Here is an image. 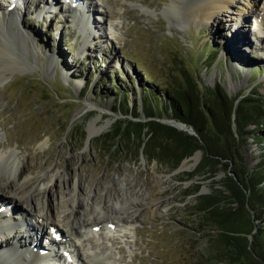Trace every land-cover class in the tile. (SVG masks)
I'll return each mask as SVG.
<instances>
[{
  "label": "rangeland",
  "instance_id": "obj_1",
  "mask_svg": "<svg viewBox=\"0 0 264 264\" xmlns=\"http://www.w3.org/2000/svg\"><path fill=\"white\" fill-rule=\"evenodd\" d=\"M263 1L257 3L259 9L261 3L264 8ZM167 2L106 0L98 10L97 0H93L91 17L95 22L89 25L101 26L89 32L90 38L82 33L80 24L89 21L87 12L78 17L77 24L69 13L74 8L82 12L75 2L20 0L17 10L13 3L11 14L16 10L17 23L3 26L2 31L14 55L13 64L29 68L14 66L16 69L6 74L7 80L0 82V151L17 149L39 209L49 198L52 201L44 192L52 189L66 195L75 184H79L76 196L84 200L83 205L87 200L89 208L96 207V213L115 208L126 199L138 200L136 224L105 254L100 251L104 257H116L119 264H219L205 261L211 256L207 235L216 233L213 228H204L202 216L195 214L194 189L207 190L200 196L212 195L220 190L224 172L212 178L189 179L186 175L198 168L181 171L189 161L175 173L148 161L135 144L129 151L118 146L109 154L97 142L119 120L132 119L130 113L121 116L116 106L119 100L126 102L128 111L137 109L138 113L140 94L153 90L149 84L156 85V94L162 96L161 85L172 75L180 77L182 70L200 65L204 53L212 54L206 61L216 60L218 68L199 69L201 87L212 89L217 83L232 98L250 94L264 101V23L259 35L253 17L245 26L234 9H229L222 12L221 24H190L184 17L165 11ZM105 7L109 19L98 22ZM94 121L96 128L105 129L88 145V129ZM247 129L252 134L240 140V153L250 170L261 166L264 171V131L259 128L255 133L252 126ZM51 171L56 179L50 180ZM8 177L0 172L3 185L15 186ZM7 206L11 209L15 203ZM20 224L16 223L18 229ZM31 224L36 228L41 225Z\"/></svg>",
  "mask_w": 264,
  "mask_h": 264
},
{
  "label": "trees",
  "instance_id": "obj_2",
  "mask_svg": "<svg viewBox=\"0 0 264 264\" xmlns=\"http://www.w3.org/2000/svg\"><path fill=\"white\" fill-rule=\"evenodd\" d=\"M204 54L200 65H193L190 72L182 70L180 77L174 74L168 78L161 85L162 96L156 94L158 88L153 84H149L153 90H142L145 93L140 94L142 107L138 113L137 109L128 111L126 102L122 104L119 100L116 106L121 116L130 113L132 119L119 120L97 142L109 154L118 146L129 151L135 144L148 161L173 171L184 159L202 151L200 165L187 178H212L221 171L225 174L219 183L220 190L197 197L194 207L195 214L202 216L204 228H213L216 233L212 237L207 235L211 238L208 239L211 256L205 261L264 264V171L261 166L250 170L240 153V140L252 134L247 128L254 127L255 133L259 128L264 131V101L247 94L241 95L243 98L239 97L235 104L217 83L212 89L201 90L195 84L194 89L192 79L203 84L199 69L218 68L216 60L210 64L206 61L212 54ZM88 87L89 83L83 90L84 96ZM164 118L192 127L197 137L157 121ZM198 190L199 186H195L194 191Z\"/></svg>",
  "mask_w": 264,
  "mask_h": 264
},
{
  "label": "bare ground",
  "instance_id": "obj_3",
  "mask_svg": "<svg viewBox=\"0 0 264 264\" xmlns=\"http://www.w3.org/2000/svg\"><path fill=\"white\" fill-rule=\"evenodd\" d=\"M1 1L0 82L3 83L7 80L6 74L13 72L12 68L16 69L20 66L18 63L13 64L12 56L14 55L8 49L7 39L4 37L5 33L2 31L3 26L17 23L14 13H16L19 7L20 0ZM67 1L69 3L75 2L78 6L82 7V12L80 13L75 8L69 10L71 16L77 21L76 24L78 23V17L87 12L89 21L87 19L88 22L82 21L80 24L84 29L82 33L88 36L87 38H90L89 32H94L96 28H100L101 26L100 23H94L92 27L89 25V23L95 22L93 15L91 17L93 13L91 12L93 7L89 3L91 0H78L79 2H76V0ZM240 1L187 0L183 6L184 0H168L165 11L174 13L181 18L184 17L190 24L199 21L200 25H209L216 22L217 24H221L223 21L220 18L222 12L234 9L233 13H235L237 19L239 18L245 23V26H247L248 19L253 17L255 20L254 29L259 32V35H262L260 31L264 23V8L262 7V3L261 9H259V6H257L259 0H247L249 3L245 5L240 4ZM105 2L106 0H97L96 8L99 10L100 5L106 4ZM13 3L15 4V8L18 7L16 10L14 8L15 11L11 14ZM238 4H240L239 7H236ZM57 9L60 10V7ZM104 9L102 10L103 14L100 15L101 20H98V22L102 21V18L107 19V21L109 19V11L106 7ZM114 26L112 24L110 28L114 29ZM99 31L101 32V29ZM236 38L238 37L236 36ZM237 53H239L238 50L235 54L237 55ZM23 66L19 68L21 70L29 68V65L25 66V68H22ZM90 108L92 107L90 106ZM95 124L96 121L88 129V145L93 137L100 135L105 129V127L96 128ZM15 151H0V172L4 173V175H9L8 178L15 183L13 187L10 183L11 187H6V184L3 185L4 182L0 181V264H39L44 258L50 259L47 253L52 252L54 249L55 240L57 243L60 242L61 245L67 246V249L56 258V261L52 263L44 262V264H61L64 255H67L76 264H119L117 262L119 259L116 260V257L110 255L109 257H104L100 251L104 253L110 250L111 244L116 242L117 238L123 239L126 237L129 227L136 224L140 216L138 200L126 199L122 202L123 204L121 203L115 208H104L99 213H96V207L92 206L89 208L87 200H85L86 204L83 205L84 200L76 196L75 191L79 189V184H75L74 190H70L66 195L56 194L52 189H47L48 191L44 192V195H49L52 201L49 198L46 206L44 208L42 206L39 209L35 197L32 196L28 187L31 180L27 174L23 173V170L25 171L26 168L24 169V165L19 161ZM198 159L199 155L196 154L189 160V163L184 164L181 171H191ZM50 174V180H53V177L57 178L54 171H51ZM13 202L15 203V207L13 206L10 209L7 204H13ZM79 207L82 209L81 211ZM151 211L154 213L153 208H151ZM12 213L15 217L11 215ZM18 221L21 223L19 229L16 226ZM34 222L41 225L36 228L31 224ZM44 229L48 230L47 235L46 232L44 234ZM121 229L124 234H122ZM118 232L121 234V237L115 236ZM49 235L52 236V239L50 241L47 239L49 243H46V237ZM41 250L45 255H40ZM98 251L100 254H98Z\"/></svg>",
  "mask_w": 264,
  "mask_h": 264
},
{
  "label": "water",
  "instance_id": "obj_4",
  "mask_svg": "<svg viewBox=\"0 0 264 264\" xmlns=\"http://www.w3.org/2000/svg\"><path fill=\"white\" fill-rule=\"evenodd\" d=\"M24 62H26V61L24 60ZM188 71H189V69H188ZM189 72H190V71H189ZM195 81H196V82H194V79H192V82H193V83H192V86L194 85V89H195V84H196V86L198 87V89L201 90L202 87H201L199 81H197V80H195ZM222 91H224V93L226 94V96L228 97V99L235 100V104L238 103V101H239V97H237L236 99H235V98H232V97H230V96L228 95V93L225 91V89H223ZM91 110H93V109H91ZM157 121L160 122L161 124H164V125H166V126L172 127V128L176 129V130L179 131V132H182V133L188 134V135H190V136H195V137H197V135H196L194 129H193L192 127H189V126L183 124V123H180V122H177V121H175V120H171V119H161V120H157ZM87 142H88V141H87ZM196 154L199 155V159H198L196 165L193 167V169H195V167H196L197 165L199 166V165H200V161H201V159H202V154H203L202 151H200V150L196 151L191 157H189V158H187V159H184V160L180 163V165L178 166V168H177L176 170H174L175 173L180 172V168H181V166L184 164V162L189 161V160H190L193 156H195ZM193 169H192V170H193ZM192 170H191V171H192ZM194 177H196V176H194ZM194 183H195V184H199V182H197V181H194ZM206 191H207L206 189H205V190H204V188H201V189H200V187H199V190L196 192V194H195L194 196L199 197L201 194H205Z\"/></svg>",
  "mask_w": 264,
  "mask_h": 264
}]
</instances>
